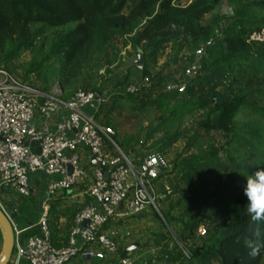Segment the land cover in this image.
Instances as JSON below:
<instances>
[{
  "label": "trees",
  "instance_id": "trees-1",
  "mask_svg": "<svg viewBox=\"0 0 264 264\" xmlns=\"http://www.w3.org/2000/svg\"><path fill=\"white\" fill-rule=\"evenodd\" d=\"M224 1L229 15L217 11ZM138 49L140 82L128 72L114 102L96 117L115 129L119 100L133 112H153L135 132L113 135L136 165L183 142L160 174L169 191L157 199L167 201L162 216L171 232L151 236L156 260L264 264V248L253 259L244 243L256 230L264 238V221L251 220L243 195L247 178L264 171V0H0V69L32 76L46 93L58 82L62 100L78 90L103 91ZM193 64L196 73L183 77ZM179 73L184 89L166 90ZM130 83L134 92L125 90ZM73 194L48 201L50 239L58 248L85 206Z\"/></svg>",
  "mask_w": 264,
  "mask_h": 264
},
{
  "label": "built area",
  "instance_id": "built-area-1",
  "mask_svg": "<svg viewBox=\"0 0 264 264\" xmlns=\"http://www.w3.org/2000/svg\"><path fill=\"white\" fill-rule=\"evenodd\" d=\"M196 69L195 64L187 67L183 77L194 75ZM180 75L173 74L165 89L182 91ZM104 90H78L62 100L61 90L46 93L32 76L23 80L0 69V210L8 217L33 186L44 191L39 234L18 242L20 230L13 223L15 255L29 264H66L79 253L106 262L108 253H118L117 236L104 228L108 222L135 218L148 210L164 221L156 200L169 191L160 174L171 167V159L154 152L136 165L122 153L113 140V127L96 117ZM125 90L136 88L130 83ZM31 141H38V153L24 144ZM85 150L91 163L84 161ZM64 192L87 199L74 217L67 244L58 248L50 239L48 201ZM128 254L118 255L113 264H137Z\"/></svg>",
  "mask_w": 264,
  "mask_h": 264
},
{
  "label": "crops",
  "instance_id": "crops-1",
  "mask_svg": "<svg viewBox=\"0 0 264 264\" xmlns=\"http://www.w3.org/2000/svg\"><path fill=\"white\" fill-rule=\"evenodd\" d=\"M136 81H137V83L140 82V80H137V79H136ZM180 142H182V141H180ZM182 147H183V145H182ZM182 147L175 152L180 151L182 149ZM84 161H85V163H86V161L90 162V157L88 156V152L86 150H85ZM160 182H162V181H160ZM37 193H38V191L33 186L29 195L27 197L23 198L17 207L16 226L20 230V233L17 236L18 242H23L27 237L39 234V229L37 226V220H38V217H39L40 212H41L40 202H41L42 198L36 197L35 195ZM161 196L163 197V193L159 197H161ZM76 197H77L78 201L81 203H83L87 199V197H84V198L81 196H79V197L76 196ZM22 201H23V203H22ZM166 205H167V201H164L163 199H161V201L159 203L160 211H161V208H163L164 209L163 212H165L168 208V205L167 206ZM140 216H145V215L143 214ZM140 216H136L135 218H131V219H122V220L121 219H114V220L108 222L104 226V228L107 229V232H111L112 234L114 233L115 236H117V238H118V253L117 254L116 253H108L106 262L99 261L97 258H96V261L91 260L89 257H85L83 255V253H79L76 257L71 259L66 264H113L116 260V257L118 255H120V250L122 248H126L130 244L137 242V241L140 242V245H141L142 239H140L136 235H133L134 232L132 230H130L131 227H134V225L137 224V222H139L138 218ZM142 218H144V217H142ZM142 221L146 222V220H142ZM145 222H143V223H145ZM128 234L130 236L128 238H124ZM151 244H152V241L149 243V246ZM153 248H151V247H148V248L146 247L145 249L136 248L133 251H131L128 255L130 257H132L133 259H135L137 264H162L156 260L157 250H159V247H157V249L155 247H153ZM8 264H29V263L24 258H17L15 255V249H14Z\"/></svg>",
  "mask_w": 264,
  "mask_h": 264
},
{
  "label": "rangeland",
  "instance_id": "rangeland-1",
  "mask_svg": "<svg viewBox=\"0 0 264 264\" xmlns=\"http://www.w3.org/2000/svg\"><path fill=\"white\" fill-rule=\"evenodd\" d=\"M217 11L220 14L229 15L231 13V8L227 4V2L224 1L217 8ZM136 58H137V55H133L130 58L126 59L124 64L122 65V67H120L116 71V73L114 74L112 79L105 86V90L104 91H105L106 94L104 95V98H105L104 103L101 105V106H103V108H102V113L99 114L100 116L107 110V108L112 104V102H114L113 99H111V96H114L115 92H118V90L121 89L122 86L125 84V82L124 83H119V82L121 80H123V79H126L125 77H126L128 72L129 73L132 72V77H131L130 80L133 83L136 81L137 76H138V73H137L138 71H137V69L134 66V61L136 60ZM165 58H166V56L164 57V59ZM58 84H59L58 82H54L51 85V91H53V92L60 91L61 87ZM118 104H119V109L118 110L120 111V113H118V111H117L115 113V115L117 116V119L120 121V123L114 129V132L119 134V135L135 132V130L140 125H146L149 122V120L153 117V112H151L149 110L140 109V110H137V111L133 112L131 110L130 106L127 103H124L123 101L119 100ZM115 141L118 142L117 139H115ZM182 145H183L182 142L176 143L173 146L172 151L169 154L168 158L169 159L172 158L173 157V153H175V151L179 150L182 147ZM166 182H167V184L169 186V182L168 181H166ZM43 192L44 191H40L35 196L38 197V198H40V197L43 198L44 197ZM23 198H25V197L20 198V201ZM22 203H23V201H22ZM156 203L159 205L160 201L157 199ZM163 210L164 209L161 208V212H163ZM144 215L145 216H140L138 218L139 222H137V224H135L134 227H131V229H130V230H132L134 232L133 235H136L140 239H142V242L148 241V243H150L152 241L151 240V238H152L151 236H153V233H155V232H159V233H164L166 231L171 232L169 226H167V224L161 219V217L158 215L157 212L155 214V213L151 212V210H148V211L145 212ZM142 217H144V218H142ZM142 220H146V222L142 221ZM143 222H145V223H143ZM15 223H16V220H15ZM129 236L130 235L128 234L124 238H128ZM148 247L153 248L154 246L151 244Z\"/></svg>",
  "mask_w": 264,
  "mask_h": 264
},
{
  "label": "clouds",
  "instance_id": "clouds-1",
  "mask_svg": "<svg viewBox=\"0 0 264 264\" xmlns=\"http://www.w3.org/2000/svg\"><path fill=\"white\" fill-rule=\"evenodd\" d=\"M243 195L247 200V213L252 221H264V171H258L254 176L247 178L243 185ZM253 239L244 237V243L250 249L248 255L250 258H256L260 250L264 248V238L256 230Z\"/></svg>",
  "mask_w": 264,
  "mask_h": 264
},
{
  "label": "water",
  "instance_id": "water-1",
  "mask_svg": "<svg viewBox=\"0 0 264 264\" xmlns=\"http://www.w3.org/2000/svg\"><path fill=\"white\" fill-rule=\"evenodd\" d=\"M134 64L137 68L141 69L144 64V56L140 49H138L137 58L134 61ZM25 145H28L34 153H38V141L25 142ZM16 211L11 210L8 217L0 210V234H1V243H0V264H8L10 257L14 251V229L13 223L16 220ZM140 242H134L127 246L126 251L134 250L139 248ZM91 260H95L94 256L89 257Z\"/></svg>",
  "mask_w": 264,
  "mask_h": 264
}]
</instances>
